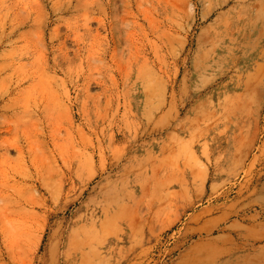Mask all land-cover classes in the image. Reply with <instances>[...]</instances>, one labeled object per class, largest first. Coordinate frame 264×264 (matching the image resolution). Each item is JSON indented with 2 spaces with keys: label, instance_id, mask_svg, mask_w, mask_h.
<instances>
[{
  "label": "rangeland",
  "instance_id": "374dc122",
  "mask_svg": "<svg viewBox=\"0 0 264 264\" xmlns=\"http://www.w3.org/2000/svg\"><path fill=\"white\" fill-rule=\"evenodd\" d=\"M0 264H264V0H0Z\"/></svg>",
  "mask_w": 264,
  "mask_h": 264
},
{
  "label": "bare ground",
  "instance_id": "6f19581e",
  "mask_svg": "<svg viewBox=\"0 0 264 264\" xmlns=\"http://www.w3.org/2000/svg\"><path fill=\"white\" fill-rule=\"evenodd\" d=\"M229 56H230V55H229ZM229 56H228V57H229ZM230 64H231V58L229 57L228 60H227V64H226V66H229Z\"/></svg>",
  "mask_w": 264,
  "mask_h": 264
}]
</instances>
